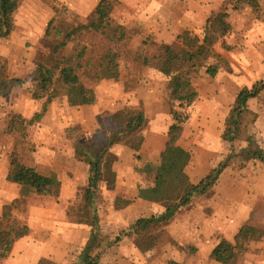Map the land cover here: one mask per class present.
Returning <instances> with one entry per match:
<instances>
[{
  "label": "rangeland",
  "instance_id": "374dc122",
  "mask_svg": "<svg viewBox=\"0 0 264 264\" xmlns=\"http://www.w3.org/2000/svg\"><path fill=\"white\" fill-rule=\"evenodd\" d=\"M99 2L21 0L14 16L16 28L11 39H0V56L6 58L14 70L31 74L35 65L38 66L39 58L45 62L50 60L51 50L60 40L46 38L49 23L53 21L52 29L57 26L70 31L90 22ZM112 17L126 30L125 57L116 71H108L99 81L91 71L84 74V86L94 93L95 104H83L78 92L69 89L63 92L57 103L46 105L45 100H41L38 109L31 108L28 99L34 85L33 75L25 79L28 81L26 90L8 94L0 88V236L8 230L26 231L27 235L14 245L27 237L31 239L29 243L35 240L41 247L42 256H46L42 258V264H53L50 243L56 239L55 235L47 234L49 229L43 234L34 233L33 224L36 228L44 225L41 219L47 226L49 222L53 223L47 213H53L58 219L67 213L72 223L89 226L98 216L101 242L98 253L102 257L120 256L123 248L120 246L123 242L129 246V238L133 237L134 240L130 241L145 253L147 262L144 263L147 264H182L188 257L184 253L193 254L194 257L187 259L190 264H220L211 258L209 252L215 238L213 223L219 241L218 236L225 234L226 221L233 212L229 210L235 202L232 199L241 194V180L248 182L252 174L264 180L262 163L250 166L242 175L237 171L224 175L210 194L196 197L188 207L177 210L171 217L162 219L160 225H152L138 235L120 231L113 221H108V216L114 209L120 211L125 207L129 203L126 200H144V192L154 186L156 168L169 140L167 133L174 124L173 107L185 118L184 132L178 144L193 158L187 173L190 183L199 185L213 165H218L226 153L223 138L232 126L239 94L264 82V0H128L124 6L120 1ZM211 20L225 22L229 27L226 35L215 37L213 46L229 67H219L213 78L201 69L200 75L192 81L199 97L182 110L168 92L170 79L154 69H140L138 64L142 55L155 46H171L187 55L191 51L183 45L184 33L202 42ZM70 49L77 52L79 48L72 45ZM258 61L263 62L262 66ZM249 108L254 121L251 131L255 132L257 141L256 124L259 114L264 115V91L250 101ZM125 109L142 112L146 122L137 133L126 138V143L109 150L103 160V178L94 206H90L85 199L92 174L84 154L97 158L99 147L125 129L127 122L122 117ZM36 110L39 111L35 113ZM35 115L39 116L38 119L28 126L27 122ZM24 127L27 128L26 138L22 137ZM14 162L35 168L49 177L53 182L51 193L26 195L19 185L8 181L2 183L3 176L9 173ZM117 179L123 182L120 186ZM116 200L121 202L117 204ZM148 202L166 212L177 201ZM126 212L123 211L126 222L139 217L130 213V209ZM256 213L257 216L246 225L252 234L246 243L240 241L233 264H264V200ZM56 221L60 223V220ZM191 226L196 228L194 233ZM13 248L10 259L13 258ZM82 251L73 254V264H78ZM14 254L15 258L17 253ZM124 256L128 261L134 258ZM133 261L136 262V258Z\"/></svg>",
  "mask_w": 264,
  "mask_h": 264
},
{
  "label": "trees",
  "instance_id": "16d2710c",
  "mask_svg": "<svg viewBox=\"0 0 264 264\" xmlns=\"http://www.w3.org/2000/svg\"><path fill=\"white\" fill-rule=\"evenodd\" d=\"M119 4V0H100L90 22L67 32L57 26L52 29L53 21L49 23L46 38H60V40L56 42V45L54 44L49 61L45 62L39 58L37 73L33 80L34 85L31 88L34 100H45L46 105L54 104L59 101L63 92L75 89L83 104H95L94 93L84 86L83 76L87 71H91L95 79L99 81L108 71H116L121 66L125 57L126 30L112 17ZM20 5L21 0H0V39L6 41L11 39L16 28L14 16ZM228 31L229 27L225 22L211 20L202 42L192 39L187 32L184 33L183 45L191 51L187 55L181 54L171 46H155L142 55L138 66L140 69H154L170 79L167 88L170 97L178 102L180 109L185 110L199 97L192 81L196 75H200L201 69H205L206 74L213 78L218 74L219 67L224 65L226 68L229 67L228 62L223 60L213 48L215 37L224 36ZM72 45L79 48L77 52L70 49ZM27 84V80L12 76L8 60L0 56V88L10 94ZM263 91L264 82H261L254 85L250 91L239 94L232 115V126L228 128L223 138L226 153L218 165L210 171V175L196 186L190 183L186 172L192 162V155L178 144L184 132L185 118L173 107L171 112L174 124L170 125L167 133L169 140L161 154V162L156 168L157 177L154 186L144 192L143 199L157 203L175 199L177 202L162 216L151 220H139L131 228V233L135 232L138 235L152 225H160L158 223H162V219L169 218L177 210L188 207L196 197L210 194L227 169L241 171L254 161L264 164V151L256 141L255 132L251 131V124L254 121L251 120L253 113L249 108L250 101L257 99ZM38 117L35 115L31 121L27 122L28 126H31ZM122 117L126 119L127 126L99 147L97 158L91 154H84L92 174L85 199L90 206H94V198L103 178V160L109 150L115 145L126 143V138L137 133L146 122L145 115L139 111L125 109ZM22 137H27L26 127L23 128ZM7 181L19 185L26 195L30 193L39 196L48 195L53 185L49 177L42 175L35 168L18 162L11 164ZM120 202L121 200L116 201L117 204ZM90 226L92 235L80 255V264H100L101 261L102 255L98 253L101 248L98 216L93 218ZM251 234V229L244 227L237 236L235 244L222 241L211 252V258L220 264H233L237 258L240 241L246 243ZM26 235V231L3 232L0 236V259H7L16 241Z\"/></svg>",
  "mask_w": 264,
  "mask_h": 264
},
{
  "label": "crops",
  "instance_id": "0c3cea01",
  "mask_svg": "<svg viewBox=\"0 0 264 264\" xmlns=\"http://www.w3.org/2000/svg\"><path fill=\"white\" fill-rule=\"evenodd\" d=\"M120 1L121 3H123V6L126 3H128V0H119V2ZM0 54L2 55V53ZM262 63H263L262 61H258L259 66L260 65L262 66ZM35 67H36L34 70L35 72L33 71L31 74L26 75L27 72L25 70H23L22 72L19 70L16 71L13 69L12 65L9 63V69L11 71L12 76L15 78L23 79V80L29 79V77L32 75H33V78L36 76L38 67L36 65ZM21 68L24 69V67H21ZM19 73L20 74L22 73L25 76H20ZM25 87H27V85H25L22 88H17L14 91L22 90V89L26 90ZM28 102L31 103V108L38 109L40 107V102L34 100L32 97V94L30 98L28 99ZM37 103L39 104L36 105ZM38 111L39 110H36L35 113H37ZM256 125H257V135L256 136H257L258 145L264 151V115L259 114ZM256 163H257L256 161L251 162L243 170L237 171V172L234 171L233 169H227L223 174L232 175L234 172H236V173H239L238 175H242L245 172H247L250 166H254L256 165ZM191 165H192V162L190 166ZM190 166L187 169V173L188 171H190V168H191ZM215 166L213 165V168H215ZM256 167L259 168L260 167L259 164H257ZM8 174H5L3 176V179L1 180L2 183L3 182L6 183L5 181H7ZM224 175L220 177L217 185L219 184L222 177H224ZM250 177L252 178L248 182H246L244 179H242L240 182L241 194L240 195L237 194L238 196H234V198L232 199V200H235V202H232L231 206L233 207L230 208L229 210H232L233 212L231 213V218L226 221L227 230L225 234L222 235L221 237L220 235L218 236V238L220 239L219 241H217L216 239V231L218 230H216V224L213 223V233H214L213 236L215 238H213L214 240L211 242L212 246L211 248H209L210 254L222 241H227L229 243L235 244L237 236L239 235L240 231L244 227H246V225L250 224L253 217L257 216L256 215L257 208L260 202L264 200V187L262 186L264 185V180H262V177L254 175V174H252ZM122 183L123 182L121 179H117L118 186H120ZM226 196H228V194H226ZM126 201H129V203L125 205V207L120 209V211L123 210L125 213H128L126 211H129L130 209V213H135L134 215H139V217L136 216L134 220H131V222H126L124 219L125 216L123 215V211L121 213L120 211H115L116 209H114L113 212L109 213L108 221H113V225L118 226L116 228H118L120 231L125 230L126 233L127 232L129 233L130 231H127V230L129 229L131 230V228H133L139 220L141 219L149 220V218L152 219L153 217L161 216L165 214V212H163L161 208H158V206L156 207L155 205L149 203L148 201H145V200H126ZM65 202L69 204L68 200H65ZM114 205H115V200L113 202V206ZM47 217L51 219L50 221H52L53 223L49 222V226H47L45 225L46 221L44 219H41L44 225H38L39 228H36V225L33 224L32 226L33 230L35 227L34 233L43 234L45 231L49 229L48 230L49 232H47V234L55 235V238H56V239H52L53 243H50V255H52V258H51L52 263L53 264H73V261H74L73 254L77 251H82L83 247L84 248L86 247V244H88L91 238V235H92L91 226L72 223V221L68 219L69 217L67 213L65 214V217H63L62 219L56 218L53 213H47ZM56 220H60V223H58ZM191 228H192L191 232L194 233L196 231V228L194 226L193 227L191 226ZM30 240L31 239L27 237L26 239L21 240L20 243H17L16 245H14L13 258L10 259L9 257V259L0 261V264H42L43 263L42 258L46 256H42L41 247L37 245V242H35L34 240L32 243H29ZM130 240H134L133 237L129 238V243H130L129 246H128V243H127V246L124 245V242L120 246V247H123L120 250V256L113 257L112 255L111 256L106 255L105 257H101L100 264H147V263H144V262H147V256L146 257L144 256L145 253L143 254L142 250L138 247V245L136 243H133ZM210 240L207 242L209 243ZM126 241L127 240H125V242ZM194 241L197 242V240H194ZM14 253H17V256L15 258H14V255H15ZM124 255L126 256L128 255V257L133 256L134 257L133 259L136 258V262H134L133 259L131 261H128ZM184 255L188 257H194L193 254L186 255V253H184ZM197 255L200 256V253H198V251H197ZM188 257H185L184 261H182V264H190L189 263L190 260L187 261ZM110 259H114V260L110 262ZM80 263L81 262L79 261L78 264Z\"/></svg>",
  "mask_w": 264,
  "mask_h": 264
}]
</instances>
